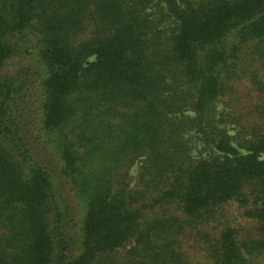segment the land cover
Segmentation results:
<instances>
[{
    "label": "trees",
    "instance_id": "1",
    "mask_svg": "<svg viewBox=\"0 0 264 264\" xmlns=\"http://www.w3.org/2000/svg\"><path fill=\"white\" fill-rule=\"evenodd\" d=\"M207 257L264 264V0H0V264Z\"/></svg>",
    "mask_w": 264,
    "mask_h": 264
},
{
    "label": "rangeland",
    "instance_id": "2",
    "mask_svg": "<svg viewBox=\"0 0 264 264\" xmlns=\"http://www.w3.org/2000/svg\"><path fill=\"white\" fill-rule=\"evenodd\" d=\"M9 67L12 68L11 66ZM194 143H195L194 153L196 155L199 156L200 154H203V155L207 154L208 151L206 152L204 150V144L198 138L194 139ZM137 168H138V165L137 166L135 165L131 169L132 184H134L136 180L135 177L138 171ZM220 217H222L221 221H219V223L221 224L215 225L219 227L217 229H221V227L227 226L229 222L230 223L234 222L236 224L235 226L238 225L239 228L243 230L253 229L255 225V222L251 221L250 218H248L245 215V209L241 208L236 202L233 204L231 203V204L224 206L221 210ZM191 253H192V256L195 258V260H197L199 263L206 261L205 253L202 250H200L198 246H193L191 248ZM207 264H208V257H207Z\"/></svg>",
    "mask_w": 264,
    "mask_h": 264
}]
</instances>
